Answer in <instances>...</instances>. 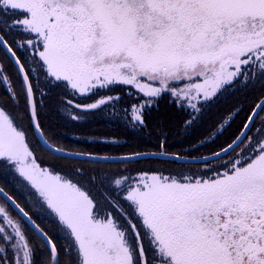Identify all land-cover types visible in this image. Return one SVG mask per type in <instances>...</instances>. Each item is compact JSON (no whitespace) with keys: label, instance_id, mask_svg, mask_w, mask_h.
<instances>
[{"label":"snow or ice","instance_id":"snow-or-ice-1","mask_svg":"<svg viewBox=\"0 0 264 264\" xmlns=\"http://www.w3.org/2000/svg\"><path fill=\"white\" fill-rule=\"evenodd\" d=\"M0 89V264H264V0H0Z\"/></svg>","mask_w":264,"mask_h":264},{"label":"flooded vegetation","instance_id":"flooded-vegetation-1","mask_svg":"<svg viewBox=\"0 0 264 264\" xmlns=\"http://www.w3.org/2000/svg\"><path fill=\"white\" fill-rule=\"evenodd\" d=\"M3 89H0V92H2ZM162 111H163V108H162ZM97 131L99 132H103L104 129L102 128H97ZM91 150H95L97 151L99 154H105V153H115L117 152L118 150L116 149H113L111 146H108V145H103V144H93V145H90L88 146Z\"/></svg>","mask_w":264,"mask_h":264}]
</instances>
